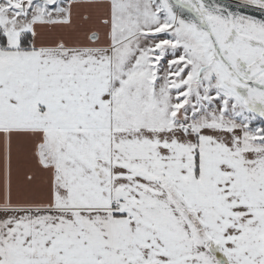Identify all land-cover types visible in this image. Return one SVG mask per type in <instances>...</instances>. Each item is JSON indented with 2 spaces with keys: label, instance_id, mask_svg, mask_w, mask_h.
Instances as JSON below:
<instances>
[{
  "label": "snow or ice",
  "instance_id": "6c2138e0",
  "mask_svg": "<svg viewBox=\"0 0 264 264\" xmlns=\"http://www.w3.org/2000/svg\"><path fill=\"white\" fill-rule=\"evenodd\" d=\"M0 264H264V0H0Z\"/></svg>",
  "mask_w": 264,
  "mask_h": 264
},
{
  "label": "crops",
  "instance_id": "0c3cea01",
  "mask_svg": "<svg viewBox=\"0 0 264 264\" xmlns=\"http://www.w3.org/2000/svg\"><path fill=\"white\" fill-rule=\"evenodd\" d=\"M38 194V193H37Z\"/></svg>",
  "mask_w": 264,
  "mask_h": 264
}]
</instances>
